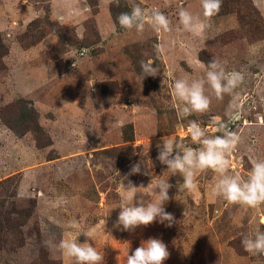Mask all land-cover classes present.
<instances>
[{
  "label": "rangeland",
  "instance_id": "rangeland-1",
  "mask_svg": "<svg viewBox=\"0 0 264 264\" xmlns=\"http://www.w3.org/2000/svg\"><path fill=\"white\" fill-rule=\"evenodd\" d=\"M135 3L145 11L159 7L173 31L146 24L143 33L117 27L110 34L115 20L105 0H0V264H72L45 241L78 231L90 237L81 234V243L104 253L105 264H126L128 251L150 237L167 245L164 264H264V255L241 244V233L264 231V206L218 198L211 171L198 174L191 191L176 186L179 175L169 177L170 227H113L119 208L108 210L121 203L122 181L143 185L144 198L153 199L152 186L168 177L156 160L162 139L198 147L188 136L190 120L220 135L216 121L227 120L230 103L240 105L242 118L228 124L241 137L229 157L232 172L246 178L252 162L264 158V0H223L210 21L200 0ZM181 7L200 16L202 36L178 27ZM113 10L115 18L130 12V0ZM157 45L165 49L159 56ZM213 59L243 72V84L223 100L206 89L210 110L180 119L174 80L203 77ZM142 60H153L160 73L141 81ZM4 121L25 133L16 135ZM138 160L149 175L124 179Z\"/></svg>",
  "mask_w": 264,
  "mask_h": 264
},
{
  "label": "clouds",
  "instance_id": "clouds-1",
  "mask_svg": "<svg viewBox=\"0 0 264 264\" xmlns=\"http://www.w3.org/2000/svg\"><path fill=\"white\" fill-rule=\"evenodd\" d=\"M223 0H200L202 16L205 20H211L222 7ZM106 6H120V0H105ZM130 12H121L112 24L111 33L119 27L143 33L145 25H151L157 32L169 33L173 31L172 21L161 11L159 7H153L145 11L135 0H130ZM178 27L185 32L202 36L205 32V24L200 16L194 15L188 9L181 7L178 10ZM165 49L157 45V56L163 54ZM226 61L213 59L206 65L205 74L198 79L187 76L175 79L172 85V96L180 107L177 115L180 119H187L194 114H206L210 110L211 96L206 94L210 89L217 100H223L225 95L232 96L245 79L244 73L237 70L228 71ZM141 81L146 77L155 78L160 69L153 60L140 61ZM242 107L236 103H230L226 109L227 120L216 121L213 130L220 135H209L208 131L195 120L189 121L188 136L192 144L198 147H185L176 139H162L156 145L158 154L156 160L166 166L168 177L159 179L152 186L153 199H145L146 193L142 191L143 185L137 186L131 180L125 185L122 181L124 195L121 203L108 210L119 208L117 219L113 227L122 231H134L139 226H148L153 222H159L171 226L175 220L173 214L167 212L165 205L171 199L169 190L173 185L169 182L170 176L179 175L185 190H193L197 187L198 174L211 171L218 177L214 185V193L230 205H239L247 208H261L264 206V158H256L252 162L251 171L246 178L240 174H234L231 169L230 155L235 152L241 142L237 132L229 129V123H235L242 118ZM149 149V145H148ZM154 165L151 162V167ZM149 175V169L143 160L133 163L124 179L130 175ZM137 194H140L139 196ZM107 213V214H108ZM105 220H103V226ZM86 232L78 231L69 239H61L58 243L45 241L49 248L57 249L62 255L71 258L72 264H105L104 253L97 251L91 243H81L78 237ZM90 238V237H89ZM87 241V240H86ZM241 244L244 250L251 255H264V231L257 229L255 232L241 233ZM170 257L167 245L158 238H148L140 246L127 254L126 264H164Z\"/></svg>",
  "mask_w": 264,
  "mask_h": 264
},
{
  "label": "trees",
  "instance_id": "trees-1",
  "mask_svg": "<svg viewBox=\"0 0 264 264\" xmlns=\"http://www.w3.org/2000/svg\"><path fill=\"white\" fill-rule=\"evenodd\" d=\"M110 12H111V15H112V17L114 18V20L116 19L115 18V14H114V10H113V5L112 6H110ZM117 27H119V26H117ZM35 114V113H34ZM33 121H35V117H34V119H33ZM37 122V121H36ZM4 124L11 130V131H13L16 135H19V136H22L25 132L23 131V132H20V131H18L12 124H10L9 122H7V121H4ZM37 126L38 127H40L38 124H37ZM26 131V130H25Z\"/></svg>",
  "mask_w": 264,
  "mask_h": 264
}]
</instances>
